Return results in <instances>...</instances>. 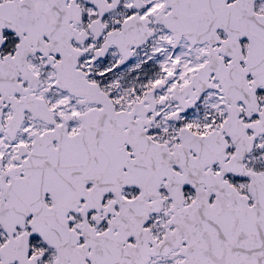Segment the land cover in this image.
I'll return each mask as SVG.
<instances>
[{
	"label": "snow or ice",
	"instance_id": "1",
	"mask_svg": "<svg viewBox=\"0 0 264 264\" xmlns=\"http://www.w3.org/2000/svg\"><path fill=\"white\" fill-rule=\"evenodd\" d=\"M0 264H264V0H0Z\"/></svg>",
	"mask_w": 264,
	"mask_h": 264
}]
</instances>
